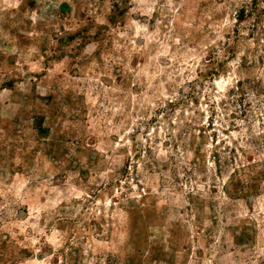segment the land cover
<instances>
[{
  "label": "rangeland",
  "instance_id": "obj_1",
  "mask_svg": "<svg viewBox=\"0 0 264 264\" xmlns=\"http://www.w3.org/2000/svg\"><path fill=\"white\" fill-rule=\"evenodd\" d=\"M0 264H264V0H0Z\"/></svg>",
  "mask_w": 264,
  "mask_h": 264
}]
</instances>
